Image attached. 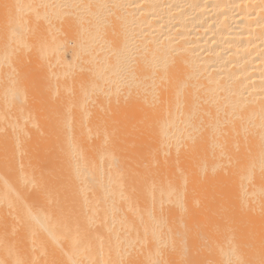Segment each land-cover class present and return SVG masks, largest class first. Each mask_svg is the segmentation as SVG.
<instances>
[{"label":"bare ground","instance_id":"bare-ground-1","mask_svg":"<svg viewBox=\"0 0 264 264\" xmlns=\"http://www.w3.org/2000/svg\"><path fill=\"white\" fill-rule=\"evenodd\" d=\"M0 264H264V0H0Z\"/></svg>","mask_w":264,"mask_h":264}]
</instances>
